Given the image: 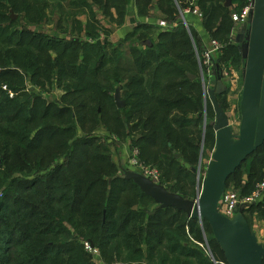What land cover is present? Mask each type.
Listing matches in <instances>:
<instances>
[{
	"label": "trees",
	"instance_id": "16d2710c",
	"mask_svg": "<svg viewBox=\"0 0 264 264\" xmlns=\"http://www.w3.org/2000/svg\"><path fill=\"white\" fill-rule=\"evenodd\" d=\"M123 1L114 4L121 14L129 3ZM183 1L199 8L204 28L221 19L211 34L229 31L230 22L222 20L226 0H159L173 14L166 17L161 10L164 19L174 22ZM247 2L231 0V5L239 12ZM98 3L106 6L105 0H0V264H95L88 240L104 264H214L213 244L223 252L204 219L157 208L122 176L106 142L78 135L86 123L113 120L110 130L118 137L126 129L122 137L138 148L139 157L168 162L173 172H165L159 183L193 198L195 192L180 185L174 154L192 161L198 156L203 94L191 39L201 46L200 36L181 20L169 30L137 23L122 39L138 36L128 48L130 60L114 54L112 62L104 50L112 30L97 22L106 18L93 12ZM85 10L94 14L80 18ZM41 25L52 26H47L52 33L36 30ZM155 30L153 41L147 34ZM145 40L151 45H143ZM227 46L233 61L241 62L239 48ZM216 60L213 73L218 65L222 74ZM116 88L124 97L122 108L114 102ZM209 137L212 149L209 131L204 143ZM241 168L251 181L243 176L240 185L263 182L264 143L227 181ZM260 200L243 209L250 228L249 217L264 219Z\"/></svg>",
	"mask_w": 264,
	"mask_h": 264
},
{
	"label": "water",
	"instance_id": "95a60500",
	"mask_svg": "<svg viewBox=\"0 0 264 264\" xmlns=\"http://www.w3.org/2000/svg\"><path fill=\"white\" fill-rule=\"evenodd\" d=\"M231 0H226L229 6ZM253 8L248 15L247 38L240 46L244 62L243 85L239 103L240 123L238 133H234L225 111L219 105L216 95L222 93L225 85L215 65V83L207 90L213 111L212 128L215 133V146L208 161L197 195L194 199L167 190L161 183L154 182L136 170L125 169L122 176L130 179L147 196L153 199L156 207H173L183 211L187 217L204 219L210 226L214 240L223 252L226 264H263L264 242L257 240L243 216V208L236 209L232 217L219 210L228 177L264 143V0H252ZM10 20L16 14L9 10ZM238 34L235 42L239 43ZM143 45H151L149 40ZM195 78V75H189ZM116 107L125 104L120 98V90L113 94ZM178 154H174L177 158ZM89 248L93 243L88 240ZM142 264V263H130Z\"/></svg>",
	"mask_w": 264,
	"mask_h": 264
},
{
	"label": "rangeland",
	"instance_id": "374dc122",
	"mask_svg": "<svg viewBox=\"0 0 264 264\" xmlns=\"http://www.w3.org/2000/svg\"><path fill=\"white\" fill-rule=\"evenodd\" d=\"M139 3H141V6H142L141 10L143 13L147 8L146 6L147 0H139ZM105 4L106 6H104V4L102 3L95 4L96 11H93L96 14H101L102 12H104L106 15V18L97 17V22L99 23V25L101 24L103 26H108V28L112 30L110 37H109L111 40V45H108V47H106V49L104 50L107 52L109 61L110 60L112 62L116 61L117 57H115L114 54L116 55L120 54L122 57V61L124 60L123 62L129 61L131 58V53L129 52L128 48L133 46L137 42L138 36L134 37L133 39L126 40V41L122 40L128 33L132 32L133 30L132 26L130 27V32H125L126 31L125 29H120V28L116 30L115 28L121 25L124 17L126 16V14H128L129 4L128 6H126L123 14H121L114 7V4H119V5L124 4L123 0H105ZM186 4H189V3L186 1L181 2V6H184V7L178 10L179 14L177 16V19L173 23L174 25L177 24L178 20H182V17H184L189 23L188 24L189 27L192 28V26L194 25L196 28L202 29L201 31L206 33L207 35L206 37L215 39L220 42L221 44L220 51H218L217 53H214L213 55H215V58H217L216 61L220 63V72H222V81L225 85V89L222 92L223 94L217 98V101L219 105L221 106V108L227 114L228 119H229V124L231 125L233 132L237 134L238 129H239V123H240L239 103L241 99V91H242V85H243L244 62L242 61V59H241V62L233 61V58H232L233 49H231L227 45L228 43H231V45L232 44L235 45L240 50L239 44L235 42V37L237 36V34L240 33L241 28L244 27L248 21L242 22L238 20L237 19L238 17H236V13L238 14V12H236L235 6L230 4L227 7L226 12L224 13L225 19H222V20H226V22H230L229 31L213 33L214 34L213 35L211 34V32L214 29V26L215 27L218 26L221 19L212 21V24L210 23L209 26L204 28L202 13L201 11H199V8H194V7H191L190 5L185 6ZM160 5L161 6H159V8L160 10H163L166 17H168L169 15H173V14H170L164 11L166 10V7L164 6L163 3ZM185 10L187 11V13H184L183 16H181V12ZM93 12L88 13V11L85 10L84 14L80 15V18L84 19L85 14L90 17L94 14ZM110 15L112 17H110ZM154 19L155 18H151L150 20H148V22L153 21ZM139 20H142V18H140ZM108 22L113 23V25L109 24ZM137 23H141V22L137 21ZM115 24L116 25L118 24V25L114 26ZM47 26L41 25L36 30H40L43 32H49L50 31L49 28H51L52 26H48L49 28ZM225 29L226 30L228 29V25H225ZM50 32L52 33V30ZM157 32L158 31L155 30V31H152L150 34H147L148 38L153 41H156ZM210 35L212 37H210ZM102 38L104 37L101 35L99 39L101 40ZM198 47H199L198 54L200 55L201 49L199 45ZM191 70L194 72V69H191ZM212 74H213V70L210 71L209 75H206V74L204 75V79H205L204 83L207 86L206 87L207 90L212 88L215 83L214 74L213 75ZM198 78H199V82L201 85L200 87H201L202 94H203V109L201 110V114H200L201 115L200 126H201L202 133L200 135V139L198 142V147H199L198 156L193 161H192L191 156H180L179 153H176L178 154L177 158L174 157L175 160L179 159L177 164L179 165L178 168L181 169V172H182L180 176L182 179L180 182V185H183L185 189H188L187 192L191 194L192 192L193 193L195 192V194H192L193 195L192 199H194L197 195V188L201 184V180L205 173L206 165L208 161L210 160L211 154L214 149V147L211 149L212 137H209L208 143L206 144L204 143L205 133L209 131L211 134H213V139L215 140V133L212 128V124L214 121V111H213L209 96L207 92L204 90L203 81H202L203 79L202 77H200L199 74H198ZM53 93L55 96H59L62 93V91L59 89H56ZM113 94H114V91L112 92V95ZM47 95L50 96L49 94ZM120 98L124 100V97L121 94V92H120ZM85 125H86L85 132H82L78 128V135L87 136V135L93 134L94 136L96 135L99 137L97 141L95 142H99V141L106 142L108 146H110L109 147L110 158L118 166V168L120 169V173H123L122 171L125 169L135 170V167L132 165V159H134V157H135L136 162L139 165L141 164L142 166L146 168H151L153 170H156L159 174V181L161 180V178L163 180V174L165 172L167 171H170L171 173L173 172V169H168V162L166 161L161 162L160 158H158L159 156H155L154 158L150 160H146L143 156L139 157L138 148L137 147L131 148L128 138L123 139L122 137L124 132H126V129L120 130V132L118 133V137L115 136V133L117 131L110 130L115 126V122L113 120H110L108 122L103 121L98 124L96 122L86 123ZM107 137L109 138L108 141L105 139ZM125 147H126L127 153L125 152ZM135 151H137L136 154H135ZM170 157L171 156H169V158ZM243 176L244 178L248 179L249 182L251 181V179H249L247 175H244L243 168H241V170L237 173L236 176L229 178V180L227 181L225 195L235 193L238 195L240 194L241 196H248L249 194H251L252 192L256 190V185H254V183L248 185L247 187L245 185L242 186V183L240 185V179ZM255 180L256 179H254V181ZM263 181H264V177H263ZM189 184H191L192 187L194 185V191H190L191 186H189L188 188ZM263 200L261 199L260 201L263 202ZM256 204H259V200H258V203ZM134 208H137V207L135 206ZM249 221L252 223L251 230L255 232L257 240L263 243L264 242V219L259 216L258 217L254 216L253 218L249 217ZM86 243H87V246L89 247V243L88 242ZM213 248H214L215 256L214 258L212 257V261L215 264H226L222 253L217 248L214 247V244H213ZM90 250H92L93 252V258L95 260V264H104L101 261L98 252L93 249H90Z\"/></svg>",
	"mask_w": 264,
	"mask_h": 264
},
{
	"label": "built area",
	"instance_id": "2783aa9c",
	"mask_svg": "<svg viewBox=\"0 0 264 264\" xmlns=\"http://www.w3.org/2000/svg\"><path fill=\"white\" fill-rule=\"evenodd\" d=\"M253 5H252V0H248L247 4L243 6L238 14L236 13L237 19L244 22L248 20V15L249 12L252 10ZM184 13H187V11L181 12V16H183ZM182 23L185 25V28L189 31V23L187 20L182 17ZM160 28L163 30H169L171 29V24L162 21L160 22ZM194 47V52L197 58V63H198V70H199V75L202 77L203 81V86L204 90L207 92V86L205 85L204 81V75H209L210 71L213 69V54L220 51L221 49V44L219 41L212 39L210 43L207 45H204V48L201 50L200 55L198 54V49L196 45L193 43ZM10 96L12 94L10 93ZM137 151H135V154ZM134 154V155H135ZM132 165L135 167V170L142 173L144 176L150 178L154 182L159 183V174L156 170H153L151 168H146L142 166L141 164L139 165L135 157L132 159ZM264 195V181L256 185V190L249 194L248 196H241L240 194H235L231 193L228 195H223L222 199L219 202V210L226 216L232 217L235 214L236 209L239 207H242L243 209L248 207L250 204L256 203L260 198ZM201 220V219H199ZM215 264V263H214Z\"/></svg>",
	"mask_w": 264,
	"mask_h": 264
},
{
	"label": "crops",
	"instance_id": "0c3cea01",
	"mask_svg": "<svg viewBox=\"0 0 264 264\" xmlns=\"http://www.w3.org/2000/svg\"><path fill=\"white\" fill-rule=\"evenodd\" d=\"M225 2H224V6H225ZM128 4H129L128 14H126V16L124 17L122 24L119 25V27H115L116 30L120 28V29H125L126 30L125 32H130V27L132 26V28H134V26L137 24V21H139L141 23H147V24L151 23L153 25H156V27L159 28V30H163L160 28V22H162V21H165V22L171 24L172 28L176 25V24L174 25L173 22H168L167 20L164 19V14L161 12V10L159 8V5H160L159 0H151V4L148 5L147 9L143 13H140L141 5L138 4V0H129ZM225 7H228V6H225ZM194 8H197V7L195 6ZM140 18H142V20H139ZM151 18H155V19L153 21L148 22V20H150ZM134 23H136V24H134ZM133 24H134V26H133ZM192 29H194V30L196 29L198 36H200V40H201L200 49L202 50L204 48V45L205 44L208 45L212 39L209 37H206L207 36L206 33L201 31L202 29L196 28L194 25L192 26ZM191 42H192V47H193V43L196 45V43L194 42L193 39H191ZM196 47H197V49L199 48L197 45H196ZM193 50H194V47H193ZM194 54H195V52H194ZM195 57H196V55H195ZM214 59H215V55H213V60ZM196 60H197V58H196ZM189 75H193V74H189ZM221 76H222V74H221ZM125 152L127 153L126 147H125Z\"/></svg>",
	"mask_w": 264,
	"mask_h": 264
},
{
	"label": "flooded vegetation",
	"instance_id": "af4514ba",
	"mask_svg": "<svg viewBox=\"0 0 264 264\" xmlns=\"http://www.w3.org/2000/svg\"><path fill=\"white\" fill-rule=\"evenodd\" d=\"M247 29H248V23L244 27L241 28L240 33L238 34L239 35L238 36V38H239V43H238L239 44V47L241 46V44L243 42L246 41V38H247Z\"/></svg>",
	"mask_w": 264,
	"mask_h": 264
}]
</instances>
